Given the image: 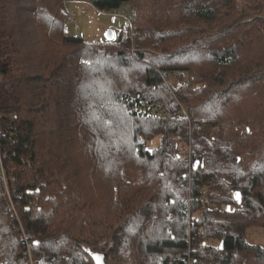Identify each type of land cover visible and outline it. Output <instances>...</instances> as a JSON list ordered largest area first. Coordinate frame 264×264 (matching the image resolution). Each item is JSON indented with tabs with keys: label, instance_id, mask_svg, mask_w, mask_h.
Wrapping results in <instances>:
<instances>
[{
	"label": "trees",
	"instance_id": "16d2710c",
	"mask_svg": "<svg viewBox=\"0 0 264 264\" xmlns=\"http://www.w3.org/2000/svg\"><path fill=\"white\" fill-rule=\"evenodd\" d=\"M0 264H264V0H0Z\"/></svg>",
	"mask_w": 264,
	"mask_h": 264
},
{
	"label": "rangeland",
	"instance_id": "374dc122",
	"mask_svg": "<svg viewBox=\"0 0 264 264\" xmlns=\"http://www.w3.org/2000/svg\"><path fill=\"white\" fill-rule=\"evenodd\" d=\"M73 2L75 4L71 8L74 9L73 18L75 19V23L66 21V34L68 36H83L88 43H104L107 31L109 30L108 27L117 25V23L112 21V14L101 13L86 1ZM158 143L159 141L156 139L150 145L157 146ZM247 241L255 245H261L262 236L260 229L248 232Z\"/></svg>",
	"mask_w": 264,
	"mask_h": 264
},
{
	"label": "built area",
	"instance_id": "2783aa9c",
	"mask_svg": "<svg viewBox=\"0 0 264 264\" xmlns=\"http://www.w3.org/2000/svg\"><path fill=\"white\" fill-rule=\"evenodd\" d=\"M111 14H112V21L117 23V25H112L110 29L113 32L122 31V33H124L132 42L134 38V30L132 28L131 10L128 8V6L121 5ZM73 15L74 14L72 12H67V22L75 23V19L73 18ZM131 52L133 53L134 50L131 49ZM243 134L244 132L240 133L241 136ZM190 153H191V146L189 141L186 151L188 170H187V177L184 185V195H183V199L186 200L188 206L191 204V202L199 199V196L198 195L193 196V192H192V184H191L192 161H191ZM200 194L204 195V192L202 193L200 192ZM188 211H191L190 208L188 209ZM187 216L189 222V219L192 217L190 212H187Z\"/></svg>",
	"mask_w": 264,
	"mask_h": 264
},
{
	"label": "water",
	"instance_id": "95a60500",
	"mask_svg": "<svg viewBox=\"0 0 264 264\" xmlns=\"http://www.w3.org/2000/svg\"><path fill=\"white\" fill-rule=\"evenodd\" d=\"M114 40V34L113 31L109 28V30L107 31L106 34V41L108 43H111ZM239 194V193H238ZM236 198V197H235ZM238 201L240 200V195L238 196V198H236ZM229 210V207L227 208ZM222 248V246H220V249Z\"/></svg>",
	"mask_w": 264,
	"mask_h": 264
},
{
	"label": "crops",
	"instance_id": "0c3cea01",
	"mask_svg": "<svg viewBox=\"0 0 264 264\" xmlns=\"http://www.w3.org/2000/svg\"><path fill=\"white\" fill-rule=\"evenodd\" d=\"M80 2H83V1H80ZM75 2H67L65 5H64V9L68 12H72L74 14V9L71 8L72 5H74ZM110 28V27H108Z\"/></svg>",
	"mask_w": 264,
	"mask_h": 264
},
{
	"label": "snow or ice",
	"instance_id": "6c2138e0",
	"mask_svg": "<svg viewBox=\"0 0 264 264\" xmlns=\"http://www.w3.org/2000/svg\"><path fill=\"white\" fill-rule=\"evenodd\" d=\"M239 194H237V198H238ZM97 260H99V257H97Z\"/></svg>",
	"mask_w": 264,
	"mask_h": 264
},
{
	"label": "bare ground",
	"instance_id": "6f19581e",
	"mask_svg": "<svg viewBox=\"0 0 264 264\" xmlns=\"http://www.w3.org/2000/svg\"><path fill=\"white\" fill-rule=\"evenodd\" d=\"M132 28H133V25H132Z\"/></svg>",
	"mask_w": 264,
	"mask_h": 264
}]
</instances>
